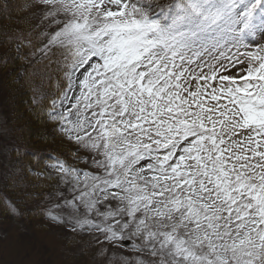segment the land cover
Here are the masks:
<instances>
[{
	"label": "snow or ice",
	"instance_id": "obj_1",
	"mask_svg": "<svg viewBox=\"0 0 264 264\" xmlns=\"http://www.w3.org/2000/svg\"><path fill=\"white\" fill-rule=\"evenodd\" d=\"M35 3L32 103L86 165L49 153L47 217L105 264H264V0Z\"/></svg>",
	"mask_w": 264,
	"mask_h": 264
},
{
	"label": "rangeland",
	"instance_id": "obj_2",
	"mask_svg": "<svg viewBox=\"0 0 264 264\" xmlns=\"http://www.w3.org/2000/svg\"><path fill=\"white\" fill-rule=\"evenodd\" d=\"M6 5L10 10L16 8L7 12L2 9ZM1 11L8 17L5 23L0 21V264H105L104 258L96 255L98 246L89 244L86 235L67 231L45 214L52 203L45 194L57 187L66 189L56 172L46 166L48 160L34 165V155L50 158L52 153L68 165L86 168L82 159L73 156L77 145L55 131L56 125L32 103L35 88L46 96L57 92L56 65H50L51 71L46 68L49 61L38 51L47 22L42 21L35 0H0V15L5 16ZM257 39L264 45V39ZM25 80H30L28 87ZM22 151H27V161L32 162L27 169L32 176L28 192L18 187L24 176ZM77 154L85 155L83 150ZM9 201L16 202L21 215L9 214Z\"/></svg>",
	"mask_w": 264,
	"mask_h": 264
},
{
	"label": "trees",
	"instance_id": "obj_3",
	"mask_svg": "<svg viewBox=\"0 0 264 264\" xmlns=\"http://www.w3.org/2000/svg\"><path fill=\"white\" fill-rule=\"evenodd\" d=\"M10 6V5H9ZM11 7V6H10ZM15 8H16V6H15ZM15 8H11V10L10 9H8V6L6 5L5 7H3L2 9L3 10H8L7 12H10V11H14V9ZM5 11H1V13H2V15H5V14H3ZM1 16V15H0ZM15 16V15H14ZM8 17V15H5V16H1V19H0V21L1 22H3V23H5V19ZM0 27H2L1 25H0ZM30 54V52L28 51L27 52V54H26V56H28ZM28 85H30V80H25L24 81V86L25 87H28ZM35 114V113H34ZM28 151V150H27ZM27 151L26 152H24V151H22V155L20 156V158H21V167H20V169H23V171H24V176H23V178L21 179V181L19 182V184H18V187H19V189H21V190H25V191H31V187H32V185H30L31 184V179H32V176H29V174L27 173V169L31 166V163L32 162H30V163H28V161H27V159H28V157H27ZM41 156V155H40ZM49 160L50 158H48V156H47V154L46 155H42V157L39 159V161H41V160ZM39 162H36V163H34V165H37ZM30 183V184H29ZM39 187L38 186H35V189L37 190Z\"/></svg>",
	"mask_w": 264,
	"mask_h": 264
}]
</instances>
